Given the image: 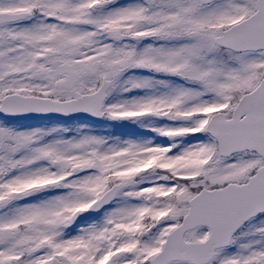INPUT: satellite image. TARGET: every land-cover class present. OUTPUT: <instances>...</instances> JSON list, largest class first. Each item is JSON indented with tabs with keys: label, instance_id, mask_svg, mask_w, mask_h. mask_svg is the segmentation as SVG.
<instances>
[{
	"label": "snow or ice",
	"instance_id": "6c2138e0",
	"mask_svg": "<svg viewBox=\"0 0 264 264\" xmlns=\"http://www.w3.org/2000/svg\"><path fill=\"white\" fill-rule=\"evenodd\" d=\"M0 264H264V0H0Z\"/></svg>",
	"mask_w": 264,
	"mask_h": 264
},
{
	"label": "rangeland",
	"instance_id": "374dc122",
	"mask_svg": "<svg viewBox=\"0 0 264 264\" xmlns=\"http://www.w3.org/2000/svg\"><path fill=\"white\" fill-rule=\"evenodd\" d=\"M36 123V122H35Z\"/></svg>",
	"mask_w": 264,
	"mask_h": 264
}]
</instances>
